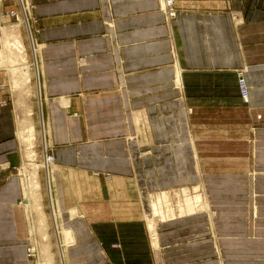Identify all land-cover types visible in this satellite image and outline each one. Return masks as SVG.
Masks as SVG:
<instances>
[{
  "label": "crops",
  "instance_id": "crops-1",
  "mask_svg": "<svg viewBox=\"0 0 264 264\" xmlns=\"http://www.w3.org/2000/svg\"><path fill=\"white\" fill-rule=\"evenodd\" d=\"M28 1L54 203L91 240L62 250L65 264H264V0H174L172 20L162 0ZM0 102V264H33L17 111ZM200 189L212 215L181 214L148 237L153 201L183 190L194 210ZM128 231L138 238L116 243Z\"/></svg>",
  "mask_w": 264,
  "mask_h": 264
},
{
  "label": "rangeland",
  "instance_id": "rangeland-1",
  "mask_svg": "<svg viewBox=\"0 0 264 264\" xmlns=\"http://www.w3.org/2000/svg\"><path fill=\"white\" fill-rule=\"evenodd\" d=\"M13 23L8 24L7 27L12 26ZM23 36H24V41H25V46H26V51L28 52V60L29 63L31 65V84L30 87L32 89V94L29 98H27V96L23 97V95L25 93H21L20 90H15L13 89V82H12V78L13 76L10 73H14V72H9L7 70H2L0 72V82H1V93L3 94V97L5 99L8 100L9 103L13 104V107L16 109L17 111V125H18V129L19 126H21L22 122L26 119V116L32 112L33 113V122L35 125V134H36V141H35V151L37 153V164L41 165L42 168L40 169V180L42 183V193L44 196V208H45V213L47 216V220L49 223V227H50V236H51V243L53 245V251L55 254V260L57 264H64L65 259L62 258V254L64 255L65 252V256L67 259V250L68 248H75L78 244V239L81 241L82 239H84V244L85 245H91V240L88 239V237H84L81 238V235H77L76 231L74 230V226L75 225H71V223L74 220H65L62 218V212H60V210L58 209L56 203L55 206L57 208V210L59 212H57V219H58V226L59 227V233H60V238L62 241V237H61V232H60V228H65L70 230L71 232V239H70V243L65 246H61L58 245V236H57V229L55 228V224H54V219H53V212H52V208H51V204H50V197H49V192H48V183H47V171L45 167L50 168L51 171V175H52V188H53V197L55 200V193H54V178H53V169H52V165L55 164V158L53 156V154L51 153V149H50V138H49V130H48V125L45 127L46 130V134L44 133L43 135V127H42V121L45 120V124H47V121L45 119V115H44V105L43 103L45 102V98L43 95V89H42V79H40V77L38 76V72H37V68H36V58L33 56L32 54V49L30 47V43L29 40L27 38V33L25 31V29L23 28ZM2 36V35H1ZM3 42H7L5 39L3 40ZM2 44L0 43V50H2L3 48L1 47ZM40 69H41V63H40ZM6 71V72H5ZM42 83V84H41ZM40 89V90H39ZM42 91V93H41ZM43 105V106H42ZM47 137H46V136ZM18 136V135H17ZM22 145V144H21ZM23 148V153H24V163L21 166L20 170H18V174L22 180V186H23V191H24V184H26V177L24 176L25 173V168L28 170L29 168V163L26 160L25 157V148L22 145ZM50 160V166H49V162H46V160L48 159ZM191 192V191H190ZM189 193V192H188ZM191 194V198H192V202H193V207L194 210H192L190 208V200L187 201L186 206H181L183 204V196H184V192L183 190H178L177 192H174L172 194H169V200L170 203L167 204L165 207L163 206L167 201H168V197H163L162 199L160 198L161 202L163 203L162 206H159V210H157V206H155V203L157 201H153L151 204L153 206V208L150 209H145V212H149L147 213V219L145 218L144 223L148 232V237L150 236V228L149 227V222H152L154 224H157L158 227H160V225L163 222H166L168 220H178L181 218H178V216H182L184 214H188L189 216H193L196 214V216L199 215H204V214H208V212H210V214L212 215L211 212H213L211 210V204L209 201V197L207 192L205 191V189H200L198 192H191L189 193ZM186 201V198H185ZM26 202V201H25ZM160 205V204H159ZM210 206V207H209ZM164 207V209H163ZM188 208V209H187ZM196 209V211H195ZM56 210V209H55ZM160 212L161 215H160ZM28 214V213H27ZM182 214V215H181ZM198 214V215H197ZM160 215V216H158ZM205 215V216H206ZM29 221H30V228H32V230L34 229L36 222H37V217L35 215L34 212L30 211V215H28ZM156 216V217H155ZM185 218V217H182ZM208 219V217H206ZM109 219H101V220H95V222H108ZM35 221V222H34ZM67 221V223L65 222ZM170 222V221H169ZM66 224V226L64 225ZM101 226H107L106 224H103ZM109 226V225H108ZM140 226V225H138ZM141 226H144L141 223ZM150 230V231H149ZM132 231H128L127 235H119L120 240H117L116 243H122L125 240L126 241H130L131 238H138V235H132L131 234ZM152 235H153V241L156 242L157 237H156V226L154 227L153 231H151ZM57 236V237H56ZM99 240L101 243H109V242H113V239L115 238V236L113 235H104V236H98ZM117 238V236H116ZM213 242L215 244V240L212 237ZM44 244H47L46 241H44L37 233H31V237H30V241H29V248L27 249V257L30 261L33 262V264H43L45 262L44 260V249L43 246ZM114 245V244H113ZM33 249L34 253L31 255V253L29 252V249ZM62 248V249H61ZM64 252H63V251ZM216 253L219 256V250L216 248ZM64 257V256H63ZM45 264V263H44Z\"/></svg>",
  "mask_w": 264,
  "mask_h": 264
},
{
  "label": "bare ground",
  "instance_id": "bare-ground-1",
  "mask_svg": "<svg viewBox=\"0 0 264 264\" xmlns=\"http://www.w3.org/2000/svg\"><path fill=\"white\" fill-rule=\"evenodd\" d=\"M8 26V25H7ZM2 31V36H0V43L2 44V50H0V72L2 70H7L13 78V89L20 90L21 93H25L23 97L27 96L29 98L31 96L32 89L30 87L31 82V65L28 60V52L26 51L24 36H23V25L21 24H12V26L7 27ZM25 29V28H24ZM7 42H3V40ZM41 46H39V49ZM36 62L40 66V55L37 57ZM6 72V71H5ZM41 72V71H40ZM42 84V83H41ZM43 85V84H42ZM43 89V86H42ZM40 90V89H39ZM31 93V94H30ZM42 93V91H41ZM44 105V103H43ZM42 105V106H43ZM44 107V106H43ZM42 121L43 127V135L46 134L45 127L47 124ZM47 128V127H46ZM18 139L21 144L25 148V157L29 163L28 170L25 168L24 176L26 177V186H24V196H25V205L27 207V213L30 215V211L34 212L37 217V222L32 230L31 233H37L47 244H44V260L45 264H57L55 260V254L53 251V245L51 243V236H50V227L47 220V216L45 213L44 208V196L42 193V183L40 180V169L42 168L41 165L37 164V153L35 151V141H36V134H35V125L33 122V113L30 112L26 119L22 122L21 126H19L18 132ZM46 136V135H45ZM47 137V136H46ZM48 159V158H47ZM49 162L50 160H46ZM54 165V164H53ZM52 165V166H53ZM47 171V183H48V192L50 197V204L53 212V219L55 228L57 229V236H58V245H61L60 242V233L58 227V219H57V212L55 210V203L51 189V171L50 168L45 167ZM24 204V203H23ZM35 222V221H34ZM156 225L152 222H149V228L153 231ZM56 236V237H57ZM62 258L63 254H62ZM43 263V264H44ZM65 264V262H64Z\"/></svg>",
  "mask_w": 264,
  "mask_h": 264
},
{
  "label": "built area",
  "instance_id": "built-area-1",
  "mask_svg": "<svg viewBox=\"0 0 264 264\" xmlns=\"http://www.w3.org/2000/svg\"><path fill=\"white\" fill-rule=\"evenodd\" d=\"M162 10L168 20L176 18L178 12L174 8V0H162ZM35 6L31 4L28 0H0V36L2 31L10 23L21 24L25 28L27 33V38L32 49L33 56L37 59L39 56V45L36 42L35 38V29L34 24L36 23L33 18V10ZM36 62V61H35ZM37 74L41 79V72L39 62L37 64ZM238 78V89L242 100L245 103H249L250 100V91L249 86L245 77L244 71L237 72ZM1 90V86H0ZM2 103L0 102V106ZM31 255L34 253L33 249H29Z\"/></svg>",
  "mask_w": 264,
  "mask_h": 264
}]
</instances>
